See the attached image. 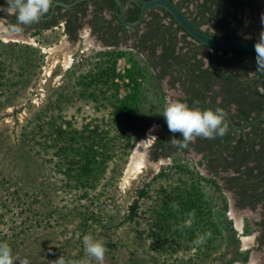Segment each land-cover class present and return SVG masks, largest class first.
Returning <instances> with one entry per match:
<instances>
[{
    "label": "rangeland",
    "instance_id": "1",
    "mask_svg": "<svg viewBox=\"0 0 264 264\" xmlns=\"http://www.w3.org/2000/svg\"><path fill=\"white\" fill-rule=\"evenodd\" d=\"M0 41V243L10 246L14 264H54L61 256L66 264H99L85 253V235L108 249L104 264L263 261L262 251L249 257L254 228L248 214L233 204L224 211L216 179L202 174L200 159H150L142 140L150 145L166 123L163 112L173 92L154 79L142 54L95 44L88 27L74 43L61 26L32 36L10 31L3 17ZM106 66L113 69L111 78L99 80ZM134 94V110L116 118L119 101ZM88 126L109 132L104 142L111 155L90 186L75 178L78 168L68 170L64 145L70 139L57 140L54 132L72 133L73 145L81 147ZM137 162L142 172L126 182ZM229 199L233 203L227 193L226 204ZM189 219L191 227L181 230ZM198 235L205 236L203 244L193 243Z\"/></svg>",
    "mask_w": 264,
    "mask_h": 264
},
{
    "label": "trees",
    "instance_id": "2",
    "mask_svg": "<svg viewBox=\"0 0 264 264\" xmlns=\"http://www.w3.org/2000/svg\"><path fill=\"white\" fill-rule=\"evenodd\" d=\"M58 1L69 4L75 0H53V5L49 12L41 18L39 23H33L31 25H18L16 14L7 11H0V18L3 17L6 19V24L10 31H18L20 29L26 33L30 32L32 36L39 35L47 30H52L56 26H61L60 24L64 21V33L69 36L70 40H77L78 31L82 27L80 13H82L83 16L86 15V10L90 1L85 0L68 8L63 5H56V8L54 9V5ZM190 1L194 0H182L179 4L182 8L184 6L189 8ZM96 3L99 6V10L95 15L94 20L96 25H99V30L105 31V29H110L112 32L115 31L116 34L117 30L112 23L114 20H118V14H114L113 19H107L101 14L105 5H108L113 10H118L119 6L116 4V1L98 0ZM0 6L7 8L6 0H0ZM198 6L200 12L196 18H193L194 23L201 26L206 22L209 23L213 21L214 23L211 24V27H213L214 32H211V34L220 38H244L239 34V31L246 28V11L250 10L251 14H255L256 11L264 13V0H203L198 3ZM139 11L140 7L136 6L132 10L128 19L134 21L138 17ZM166 14L172 17L170 25L162 23L161 19L158 21L154 19L153 24L150 23L153 28L148 32L144 42H146L148 38L153 39L154 42L149 48L151 54L154 56L156 55V46L159 43L165 44V51L160 55L161 63L164 65H170V58L175 59L178 64L185 62L186 65L191 63L190 60L192 58L196 59V62L192 63V65H190L191 67L187 70L188 73L198 75L200 79L199 85H196L197 82H192L191 90H189L192 94V97L190 98L192 108L198 106L204 108L205 103L203 102H206V99H209V105L218 106L217 98L219 93L213 90V84L219 83L222 85V92L225 94L223 103L225 109H227L232 103H235L240 109L241 118H244L246 121H254L251 126V131L247 134H244L243 132L237 134L235 131L228 129L225 136L217 137L215 139H204V141L209 149L213 148V144L219 146L218 150L220 153L217 157L212 158L210 163L214 169H218L221 162L224 161L225 170L231 166L234 167L236 164H239L236 170L240 171L242 165L246 163L251 156H255L257 164L253 167H248L245 172L246 177L240 175L230 178L229 181H231L232 186L239 185L241 188L240 193L243 198H246L247 196V198L252 199L253 202L263 200L264 121L255 120L262 117L264 114V72H256V52L250 50H220L208 46L210 49H213L214 52L210 55L211 61L209 66L203 69V62L202 59L198 58V54L200 48L204 47V45L202 43L196 45L189 41L192 45L188 50H183V48H181L180 51L177 52L179 43L178 31L184 29L175 21L174 17L169 12ZM120 26L123 27L122 24H120ZM259 27L260 24H258L256 20H253L251 25L247 27L245 31L246 33L256 36ZM104 33L105 32H103V35ZM185 35L188 36V32L185 31ZM168 41L169 44H166ZM4 44L11 47V44L9 43ZM17 44L19 43H16V45ZM28 46H26V48H28ZM14 47L15 46L10 48L11 54H16L17 52ZM220 51L221 53H219ZM23 56L25 57V60L28 59V61L29 58H31L26 54ZM165 67L168 68V65H165ZM1 70L2 69H0V71ZM112 70L111 66H106L101 69L100 71L102 73L98 76L99 80L105 78V75L107 74L108 76L106 78H111L109 73ZM252 71L254 72V75L250 76ZM134 74L135 72L131 70L130 75L133 81L136 80ZM1 79L2 75H0V87L2 86ZM202 80H204L205 83H201ZM129 97L119 101L117 105L118 115L116 118L134 110V106L137 102V95L134 94ZM129 118L132 119L133 117L130 116ZM88 128L89 135L82 137L83 146L81 147L73 145L75 136L72 133L63 131L61 128H55L54 132L56 133L57 140L67 142V138L70 139V143H68L69 145H64V151L69 158V160L67 159L69 165L68 170H71L72 167L78 168L75 178L90 186L95 180L97 181L100 179L101 174L107 170L108 161L111 159V155L105 147L107 144L106 141L104 142L109 135V132L104 130L105 133H103L99 127L96 128L94 126L92 128L88 126L87 129ZM173 136H175L176 139H183L180 133L174 134L167 129L159 136L157 141L154 142L152 147L155 160L159 158L160 154L171 156L173 152L179 149L169 143ZM159 148L162 149V153L159 152ZM104 149L106 150L105 152H103ZM224 150L229 153L231 152L230 155H232V159H228L226 155L223 154ZM75 155H78L79 158L76 159ZM256 170L257 172H255ZM214 183L220 191L219 184L216 180H214ZM260 188H262V192L259 191ZM141 194H145V191L142 190ZM137 204L138 200L136 199L131 205L132 209L137 207Z\"/></svg>",
    "mask_w": 264,
    "mask_h": 264
},
{
    "label": "flooded vegetation",
    "instance_id": "3",
    "mask_svg": "<svg viewBox=\"0 0 264 264\" xmlns=\"http://www.w3.org/2000/svg\"><path fill=\"white\" fill-rule=\"evenodd\" d=\"M89 1L90 2L88 3L86 15L83 16V14L80 13V16H81L80 22L82 23V27L78 31L77 40H70L69 36L66 33H64L65 25L63 21L60 25L62 27L64 35L70 41L75 43V42L80 41V38L82 37V34L84 33V29L88 27L90 31V35L94 37L95 44H99L102 47L110 48V49L131 48L135 52L142 54L144 56L146 64L150 67V69L154 73V79L162 83L163 85H165V87H167L170 90V92H173V94L170 93L171 100L185 102L188 104L190 108H192L190 104V98L192 97V94L189 92V90H191L192 82H197L196 85L198 86L200 79L198 75H195L193 73H188L187 70L188 68L191 67L190 65H192V63L196 62V59L192 58L190 60L191 63L186 65L185 62H181L180 64H178L175 61V59L170 58L169 59L170 65L165 64V65H168V68H166L165 65L161 63V60H160V55L165 51V44L159 43L156 46V55L154 56L151 54V50L149 48V46H152L154 42L153 39L148 38L147 41L144 42L147 37L148 32H150L151 29L153 28V26L150 25V23L153 24L154 19L157 21L161 19L162 23L166 25H170V23L172 22V17L166 14L168 11L161 7L150 8L146 11L141 23H139L136 26H127L124 23H122L118 18V20H114V22L112 23L113 26H115L117 30L115 34V31L112 32L110 29L109 30L105 29V31L99 30L98 28L99 25L98 24L96 25V22L94 20L95 19L94 17L98 13V10H99V6L96 3V1L98 0H89ZM122 1L125 4H128V9L126 11L127 21L132 22V23L138 21L141 16V12H142V8H141V4L139 0H122ZM172 1L175 2L184 11V13L193 21V18H196L200 12L198 3L202 2L203 0L190 1L189 8L187 6H184L183 8L180 6L179 2H181L182 0H172ZM58 2H62V1H58ZM136 6L140 7L138 17L134 21H130L128 18L131 15L132 10ZM55 8H56V5H54V9ZM55 13L57 14L56 11ZM118 13H119V9L113 10L108 5H105L104 9L101 12V14H103L107 19H113L114 14L117 15ZM262 17H264V13H260L256 11L255 14H251L250 10H247L245 14V27L246 28L239 31V34L243 36L244 38L247 37V39L258 40L259 33L261 31H264V23H262ZM253 20H256L257 23L260 24V27L257 30L258 32L256 36L250 33H246L245 31L247 27L251 25ZM213 23H214L213 21L209 23L206 22L205 24L201 26H198L196 23L195 24L199 28L203 29L205 32L211 34V32H214L213 27H211V24ZM120 24H122L123 27H121ZM56 27H59V26H56ZM185 31H186L185 29L178 31L179 43L177 47V52H179L181 48H183V50H188L190 46L192 45L191 43H195L196 45L201 44V42L194 39L189 33L188 34L190 36L189 35L186 36ZM103 32H105L104 35H103ZM189 41H191V43ZM166 44H169V41ZM209 47L208 45H204V47L200 48V52L198 54V58L202 59L203 69L209 66L210 61H211L210 55L211 53L214 52V50L210 49ZM219 53H221V51ZM253 75H254V72L252 71L250 76H253ZM201 83H205V81L202 80ZM213 90L219 93L218 98H217L218 106L209 105V99H206V102H203L205 103V107L202 108L201 106H198V108L202 110H207V109L215 110L217 108H222L228 114L227 119H228V123L230 124L229 129H231L232 131H235V133L237 134H240L242 132L244 134L249 133L251 131V126L253 125L254 121H251V120L246 121L244 120V118H241L240 109L238 105H236L235 103H232L231 105L227 107V109H225V106L223 104L225 94L222 92L221 84L219 83L213 84ZM260 118H264V114ZM167 129H168L167 123L161 124V128L155 133L154 139L152 142H150V145H148V143L145 144V146H148L150 159L153 161H159L165 158L175 157L177 155L190 156V157H193V159H200L199 162L202 164L204 168V170H201L202 174H204L203 173L204 171L205 172L204 176H206L207 178H215L216 180L218 179L217 182L220 187V192L222 193V196L224 198L222 200L224 211H230L232 209L231 206L233 204V207L242 211L240 213L241 215L248 214V218H247L248 223L254 228L253 229L254 230V239H253L254 246L252 250L249 251V255H250L249 257L253 256L254 251H262L264 253V199L253 202V200L248 199L247 196H246L247 199L243 198V196L240 193L241 188L239 187V185L232 186L231 181H229L230 178L240 176V175H242L243 177H246L245 172L248 169V167H253L257 164V160L255 156H251V158L242 165L240 171L236 170L239 164H236L234 167L231 166L227 170H225L224 161L221 162L218 169H214L210 163H211V159L217 157L218 154L220 153L218 150L219 146L217 144L216 145L213 144L214 145L213 148L209 149L206 146V142L204 141V138L197 137L192 143L188 145L187 148H179L177 151L173 152L171 156H164L160 154L159 158L155 160L154 155H153L152 146L154 142L157 141L159 136L163 134ZM150 130L151 131L155 130V128H152ZM159 152L162 153V149L159 148ZM230 153L225 150L223 152V154L226 155L228 159H232V155H230ZM255 172H257V170ZM259 191L262 192V188H260ZM227 193H228V196L233 198V203L229 199V201L226 204L227 199L225 200V198L227 197ZM235 223L242 224L240 219H238L237 221L235 220ZM243 224H246V223L244 222ZM255 264H264V259L263 261H260L259 263L255 262Z\"/></svg>",
    "mask_w": 264,
    "mask_h": 264
},
{
    "label": "clouds",
    "instance_id": "4",
    "mask_svg": "<svg viewBox=\"0 0 264 264\" xmlns=\"http://www.w3.org/2000/svg\"><path fill=\"white\" fill-rule=\"evenodd\" d=\"M7 8L0 6V11H7L16 14L18 25H31L39 23L53 5V0H6ZM264 23V17H262ZM247 38V37H246ZM257 71L264 72V31L259 33V38L255 44ZM163 116L166 119L168 129L172 133H180L183 139H176L175 136L169 141L174 147L187 148L197 137L204 139H215L223 137L229 129L228 114L222 108L202 110L200 108H190L187 103L173 101L167 104ZM171 207L174 210L179 208V204L173 202ZM189 216H193L189 213ZM193 220L189 219L182 224L184 227H191ZM205 236L198 235L194 244L200 245L205 242ZM83 245L86 255L94 258L99 264H104L105 254L108 249L90 235L83 237ZM0 264H14L12 250L7 243H0ZM24 264H28L25 260ZM54 264H66L63 256L54 261ZM68 264H80V262H68Z\"/></svg>",
    "mask_w": 264,
    "mask_h": 264
},
{
    "label": "water",
    "instance_id": "5",
    "mask_svg": "<svg viewBox=\"0 0 264 264\" xmlns=\"http://www.w3.org/2000/svg\"><path fill=\"white\" fill-rule=\"evenodd\" d=\"M85 0H75L72 3L56 2L55 5H63L65 7L74 6ZM119 6L118 18L119 20L127 26H136L144 18L146 11L150 8L161 7L167 10L175 20L184 28L194 39L214 48L220 50H250L255 51V44L257 40L247 39V38H220L205 32L203 29L199 28L185 13L184 11L172 0H139L142 8L141 16L136 22H129L126 19V11L128 9V4H125L122 0H115ZM10 33V32H9ZM13 35L10 33V36ZM8 36V37H10ZM12 37V36H11ZM263 120L264 118H259L255 121Z\"/></svg>",
    "mask_w": 264,
    "mask_h": 264
},
{
    "label": "bare ground",
    "instance_id": "6",
    "mask_svg": "<svg viewBox=\"0 0 264 264\" xmlns=\"http://www.w3.org/2000/svg\"><path fill=\"white\" fill-rule=\"evenodd\" d=\"M154 127V126H153ZM151 132V130L149 131ZM151 135V134H149ZM147 140L146 139H143L142 140V144H147ZM141 161V160H140ZM142 168H143V165H142V162H137L134 166H132L129 170H128V173L126 174V177H125V180L126 182L129 181V178L134 175L133 177H135L136 173H139V172H142Z\"/></svg>",
    "mask_w": 264,
    "mask_h": 264
}]
</instances>
